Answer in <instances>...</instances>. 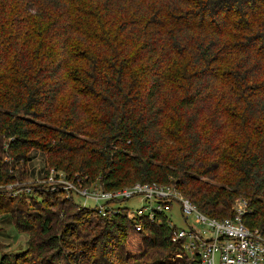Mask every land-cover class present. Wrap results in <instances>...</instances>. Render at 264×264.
<instances>
[{
	"label": "trees",
	"instance_id": "trees-1",
	"mask_svg": "<svg viewBox=\"0 0 264 264\" xmlns=\"http://www.w3.org/2000/svg\"><path fill=\"white\" fill-rule=\"evenodd\" d=\"M31 151L56 192L0 189V215L30 235L0 264H199L166 212L76 211L59 180L172 186L218 220L244 198L264 235V0H0V187L25 181Z\"/></svg>",
	"mask_w": 264,
	"mask_h": 264
},
{
	"label": "built area",
	"instance_id": "built-area-1",
	"mask_svg": "<svg viewBox=\"0 0 264 264\" xmlns=\"http://www.w3.org/2000/svg\"><path fill=\"white\" fill-rule=\"evenodd\" d=\"M49 182H56L55 173L51 172ZM65 191L78 193L85 201H92L106 215L118 214V210L108 208L107 203L116 199L131 200L140 198L145 204L139 210L130 212V216L147 217L154 222L156 213H167L168 216L177 205L184 228L174 232L172 241H183L184 253L188 261H199V264H264V235L258 230H251L244 223L249 212V202L240 198L233 205L231 218L218 220L206 216L197 207L172 186L158 184H136L116 192H105L101 188H78L75 184L59 180ZM190 220H193L191 224ZM169 226L175 225L169 221ZM141 230L140 225L136 226ZM180 256V255H179Z\"/></svg>",
	"mask_w": 264,
	"mask_h": 264
},
{
	"label": "rangeland",
	"instance_id": "rangeland-1",
	"mask_svg": "<svg viewBox=\"0 0 264 264\" xmlns=\"http://www.w3.org/2000/svg\"><path fill=\"white\" fill-rule=\"evenodd\" d=\"M2 163H8L12 165L14 161L12 160L13 157L11 154H4L2 155ZM28 161H24L21 163L24 165L25 170L27 169L28 176H26L25 181L18 182L14 185H9L6 187H0V189H4L7 191H13V197L19 196L20 194H25L26 196L30 197L31 199L29 202L38 201L41 202L43 199L47 198V194H53L55 191V186L50 185L48 182L50 181L51 176L46 175L45 171V163L46 159L44 154L39 151H31L28 155ZM12 163V164H11ZM50 177V178H49ZM49 186V187H46ZM63 188V187H62ZM17 189V190H15ZM15 190V191H14ZM64 195L60 196V200H71V194H69L63 188ZM73 200V199H72ZM69 201L68 203H70ZM74 202V201H73ZM76 202V203H75ZM75 204H78V208L76 211L81 210L83 207L86 206H94L95 204L92 201H85L83 199H77ZM80 202V203H78ZM42 203L37 205L38 207L41 206ZM126 205L130 208V211L133 212L135 210H139L145 204L142 203L140 198H134L131 200L126 201ZM81 206V207H80ZM171 221L173 224L179 228H184V222L180 216L179 208L177 205L174 206L172 212L169 214ZM193 223V220L191 221ZM30 235L26 234H19L15 228L11 225L10 221L2 215H0V258L4 255L14 254L20 255L19 252L23 251L27 247V241ZM25 251V250H24ZM184 258V257H183ZM171 261L175 262L181 260V256L174 255Z\"/></svg>",
	"mask_w": 264,
	"mask_h": 264
}]
</instances>
